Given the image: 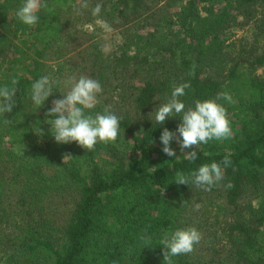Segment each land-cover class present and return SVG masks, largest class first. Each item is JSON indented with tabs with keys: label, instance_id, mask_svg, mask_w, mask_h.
<instances>
[{
	"label": "trees",
	"instance_id": "16d2710c",
	"mask_svg": "<svg viewBox=\"0 0 264 264\" xmlns=\"http://www.w3.org/2000/svg\"><path fill=\"white\" fill-rule=\"evenodd\" d=\"M23 2L0 0V87L18 81L15 107L0 115V264H166L160 241L187 227L202 239L173 264H264V0H43L34 26L16 17ZM96 20L121 40L107 54L102 28L82 27ZM81 75L102 86L86 114L120 117L117 140L92 151L50 133L47 113L67 87L55 84L39 108L31 100L42 76ZM181 83L186 109L229 93L217 102L233 135L183 151L174 139L168 157L160 136L181 116L160 125L154 115ZM213 162L224 178L210 191L175 183Z\"/></svg>",
	"mask_w": 264,
	"mask_h": 264
},
{
	"label": "clouds",
	"instance_id": "9594fccd",
	"mask_svg": "<svg viewBox=\"0 0 264 264\" xmlns=\"http://www.w3.org/2000/svg\"><path fill=\"white\" fill-rule=\"evenodd\" d=\"M87 8V0L82 5ZM41 8H47L43 0H24L23 4L16 12V17L27 26H34L38 22L37 13ZM102 5L96 4L92 8V15L98 16ZM103 28L108 29L106 22H101ZM195 65L192 66L190 75L194 74ZM13 87H0V115L12 112L15 107L14 96L18 81H11ZM62 84L68 88L62 99L52 101V107L47 115L55 116L50 120V133L55 142L67 144L76 142L84 150L92 151L95 145L100 143H113L120 135V117L115 115L106 107L103 113L95 115L86 114L85 110L93 109L98 101V95L102 92L99 81L81 75L78 79L70 77L66 81H52L48 76H42L31 85V100L39 108L53 93V86ZM190 87L189 83H181L174 86L170 98L167 102L159 106L154 115L155 121L162 125L164 121L174 114L180 115L181 122L176 132L164 129L160 136L162 151L168 157H174L175 152L170 147V142L174 139L180 145L181 151L197 148L201 144H206L210 140L230 139L233 135L230 122L225 107L218 103L220 99L232 102V97L227 92H220L215 99L195 100L194 107H187L179 99L185 95V90ZM178 133V135H177ZM37 134L43 135L41 129H37ZM70 156V155H65ZM184 158L190 162L197 158V151H188ZM64 159V158H63ZM225 166L230 164V160L225 157L222 162ZM224 178V171L220 164L213 162L203 164L196 171L189 175L178 171L175 183L188 185L193 183L196 187L205 191L218 184ZM233 185L229 182L226 187ZM164 193V191H163ZM162 193V195H163ZM199 203L194 205L195 210H199ZM202 234L194 227L177 229L170 235L166 234L160 241L163 246V257L166 264H173L172 257L189 254L194 250V246L199 244Z\"/></svg>",
	"mask_w": 264,
	"mask_h": 264
},
{
	"label": "rangeland",
	"instance_id": "374dc122",
	"mask_svg": "<svg viewBox=\"0 0 264 264\" xmlns=\"http://www.w3.org/2000/svg\"><path fill=\"white\" fill-rule=\"evenodd\" d=\"M101 22L102 21L100 20H96L93 23L83 22L82 27L89 31L93 30L95 27L102 28V32L99 31V33L103 38L104 52L107 54L110 49L114 46V43H116V41L117 43H121V40H118V35L116 34V32L112 31L110 27L108 29L103 28ZM132 49L133 48L131 47L129 51H132ZM9 141V139L5 141L6 146L13 152H16L17 154L22 156H27L31 152V147H29L28 145L18 143L11 144Z\"/></svg>",
	"mask_w": 264,
	"mask_h": 264
}]
</instances>
